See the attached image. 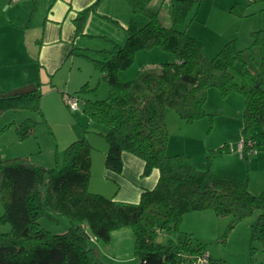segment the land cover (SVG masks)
Returning <instances> with one entry per match:
<instances>
[{"label":"trees","instance_id":"trees-1","mask_svg":"<svg viewBox=\"0 0 264 264\" xmlns=\"http://www.w3.org/2000/svg\"><path fill=\"white\" fill-rule=\"evenodd\" d=\"M101 1L74 20L76 36L82 35L88 15L96 13ZM152 1L125 0L132 17L122 28L123 45L113 44V50L82 49L79 55L92 62L107 86L104 99L82 100L89 122L106 128L102 135L107 145L105 170L120 174L122 154L128 153L144 163L142 177L158 172L155 186L142 191L137 203L89 192L91 146L84 136L64 148L62 167L43 169L23 158L0 159V225L9 226L6 232L0 231V264H105L91 246V237L107 244L111 232L125 226L133 233L136 264L193 263L206 253L204 245H194L185 234L177 243L161 244L157 237L180 233L185 214L206 210L230 217L228 231L258 212L250 227V250L253 253L258 243L264 254V190L252 195L246 181L197 170L183 154L167 155L164 120L166 109L174 110L187 124L206 116L204 104L210 88L222 96L237 93L244 100L242 154L250 149L249 142L255 149H264V29L250 33L249 47L239 50L231 40L209 58L198 40L175 28L184 24L194 1L169 0L171 27L161 23L158 11L150 6ZM102 18L120 27L111 18ZM154 48L171 60L141 68L128 82L119 80L118 73L129 68L136 53ZM256 52L260 61L253 74L248 63L255 61ZM35 86L36 91L26 95L1 98L0 93V115L7 110H28L42 116V93L39 84ZM93 92L85 84L77 94ZM37 124L30 118L20 122L15 126L17 138L32 135ZM254 128L258 129L257 143L248 137ZM230 152L222 146L213 156ZM46 213L67 219L68 230L61 234L45 230L39 219ZM206 264L225 262L207 256Z\"/></svg>","mask_w":264,"mask_h":264},{"label":"rangeland","instance_id":"rangeland-1","mask_svg":"<svg viewBox=\"0 0 264 264\" xmlns=\"http://www.w3.org/2000/svg\"><path fill=\"white\" fill-rule=\"evenodd\" d=\"M103 1L105 0H102L101 3ZM110 1L111 11L123 13L121 4L126 11H130L125 0ZM193 1L184 24L176 25L175 28L198 40L203 46L205 55L209 58L213 57L225 43L231 40H235V45L239 50L249 47L251 44L250 33L264 29V0ZM32 3V0H18L16 3L6 0V6L17 5L19 12L28 15V20L32 17L35 20L39 14L40 0H36L37 5H34L33 10ZM150 6L153 10L158 11L160 21L165 27L172 26L171 2L169 0H153ZM232 7H235L234 13L230 12ZM100 12L102 11L100 10ZM100 15L107 16L106 13ZM84 26L88 28L89 34H99L97 37L88 35L79 38L90 50H113V43L123 44L121 42L125 38V33L122 27L114 26L105 18L96 17L90 21L86 20ZM28 38L31 41V36ZM72 59L73 57H69L64 63L62 72L58 76L61 82L65 81L69 87V89H64L65 94L80 99L77 109H68L63 102L62 95L56 91L55 93L60 95L61 104H57L54 98L55 94L46 96L44 99L48 101L47 105L41 102L42 116L28 110L3 112L0 115V159L23 158L27 163L40 166L43 169H50L54 166L62 167L64 148L72 141L77 140L79 134H85L93 148L91 149L93 161L90 163L88 191L99 192L98 190H102L104 193L101 192V194L117 199L124 195L123 187L104 173V150L105 147L107 150V145L100 134H104L106 128L90 123L82 111V100L104 99L107 96V86L92 62L77 55L74 56V60ZM170 60V55L167 56L158 48L140 51L136 53L129 68L118 73L119 80L128 82L135 78L141 68L156 66L158 63ZM259 61L260 54L256 52L255 61L248 63V68L253 74L256 72V62ZM69 70H71V74H69ZM85 84L89 89H94V92L78 95L80 88ZM243 108L244 100L241 95L231 93L222 96L217 89L210 88L207 91V99L204 104V112L207 115L201 119L187 124L177 116L174 110L166 109L164 120L168 132L167 145L170 143L169 156L183 154L190 157L197 170H209L217 176L246 181L249 192L252 195H258L264 190V160L251 167L253 161L257 159L255 155L253 158H249V161L240 159L243 165H239L235 160L229 158L231 154L220 157L213 156V151L222 146H227L231 151L237 150L241 141ZM26 118H30L38 124L34 127L32 135L19 140L15 126ZM257 133V128L248 132V137L252 138L254 143H257ZM256 151L258 158L264 157L263 148L257 146ZM2 213L3 207L0 202V216ZM257 216L258 212L255 211L231 231H228L231 223L230 217H217L212 211L206 210L194 212L188 216L184 220L183 226L187 228V236L191 234L189 237L193 244L204 245L207 256L213 260H223L225 264H264V254L260 245L258 243L254 245L256 249L253 253L250 250V226L255 222ZM39 224L52 234H61L67 231L70 226L67 219L52 213L42 216L39 219ZM8 229V225H0L1 232H6ZM179 230L180 233L172 234L169 237L159 235L157 242L166 244L170 240L177 243L183 238V228L180 227ZM234 231L236 232L233 234ZM244 231L247 232L246 238ZM224 235L225 240H222ZM90 242L101 262L105 264H136L133 257L134 237L128 226L111 232V239L107 244L97 242L92 237ZM185 264L196 263L186 262Z\"/></svg>","mask_w":264,"mask_h":264},{"label":"crops","instance_id":"crops-1","mask_svg":"<svg viewBox=\"0 0 264 264\" xmlns=\"http://www.w3.org/2000/svg\"><path fill=\"white\" fill-rule=\"evenodd\" d=\"M7 1L16 3L10 0ZM32 1L33 10L34 5H37V3L36 0ZM96 2L97 0H40L38 16L35 20L34 17L28 20V15L19 12L17 5H13L12 7L6 6V0H0V93H7L29 83H33L34 85L39 84L38 88L42 93L41 102L44 105L48 103L44 98L46 96H54L53 94H55L54 98L57 104H61L60 95H57L55 92L58 91L59 94H65L64 89H69V87L65 81L64 83L61 82L58 75L62 72L63 65L69 57H73L72 60H74V56H80V50L88 49L79 38L91 35L88 28L83 26L82 35L76 36L74 20L80 12L88 9ZM110 2V0H105L103 3L100 2L101 4H98L96 13L89 14L87 20L90 21L96 17H109L116 21L120 27L125 28L132 17L131 12L126 11L122 4L121 10L123 9V13L111 11ZM4 6L6 8L2 10ZM99 12L100 14L106 13L107 16H102ZM30 31L31 33L29 34ZM29 36L32 38L31 41H29ZM91 36L97 37L99 34ZM124 41L125 38L121 43H124ZM69 74H71V70H69ZM103 133L105 134L106 130ZM84 135L79 134L77 137L80 138ZM102 135L100 134V136ZM84 137L90 144L88 137L86 135ZM91 149H93L92 146ZM104 151L106 153V147ZM92 152L91 150V161H93ZM169 153L170 143H168L166 148V154L169 155ZM229 154H231L229 158L235 160L237 164L243 165L240 159L246 158L241 156L238 146L237 150L233 149ZM255 157L257 159L253 161L251 167L256 166L260 161L264 160V157L258 158V152ZM121 158L123 168L120 174L107 171L105 168L104 173L114 182L121 184L124 195L115 199L114 197L101 194L102 190H98L99 192L91 191V193L100 194L118 202L137 203L142 191L151 190L155 186L158 172L153 170L149 176L142 177L144 163L139 158L128 153H123ZM192 214L188 213L183 216L180 225L181 229L183 228V235H188L186 233L187 228L183 226V222ZM244 235L246 238V231H244Z\"/></svg>","mask_w":264,"mask_h":264},{"label":"built area","instance_id":"built-area-1","mask_svg":"<svg viewBox=\"0 0 264 264\" xmlns=\"http://www.w3.org/2000/svg\"><path fill=\"white\" fill-rule=\"evenodd\" d=\"M11 2H17L18 0H10ZM249 1H253V0H249ZM63 102L66 105V107L70 110H75L78 107L79 101L80 99L76 96H70L67 94H63ZM250 149L248 151H246L244 154H242V141H240L239 145H238V149L240 151L241 156L244 157L243 158H251L254 155L257 154V151L255 148H253L251 146V142L248 143ZM196 264H206L207 263V254L205 253L204 255H202L201 257H199L196 262Z\"/></svg>","mask_w":264,"mask_h":264},{"label":"water","instance_id":"water-1","mask_svg":"<svg viewBox=\"0 0 264 264\" xmlns=\"http://www.w3.org/2000/svg\"><path fill=\"white\" fill-rule=\"evenodd\" d=\"M35 91H36V86L33 83H29L23 87H20L18 89L2 94L1 98H9V97H15V96H20V95H26V94L33 93Z\"/></svg>","mask_w":264,"mask_h":264}]
</instances>
